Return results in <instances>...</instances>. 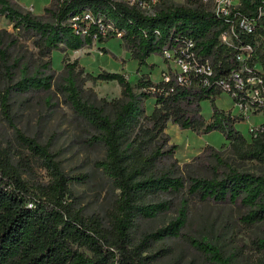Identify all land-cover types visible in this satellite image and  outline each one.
<instances>
[{
	"label": "trees",
	"instance_id": "obj_1",
	"mask_svg": "<svg viewBox=\"0 0 264 264\" xmlns=\"http://www.w3.org/2000/svg\"><path fill=\"white\" fill-rule=\"evenodd\" d=\"M169 1L159 0L163 8L149 17L113 0H49L43 8L48 21L43 22L14 9L8 0H0V17L23 39L30 40L37 63L34 74L16 78L12 49L17 39L0 31V114L12 129V140L0 141V264H153L171 252L169 247L153 249L154 243L165 239L187 241L207 264H227L212 245L183 232L178 204L237 205L243 210L239 216L243 225L264 221V175L238 169L231 161H254L264 166V123L246 140L234 126L242 118L214 105L222 91L211 81L239 67L235 51L218 41L226 25L199 4L166 5ZM258 3L240 0L239 13L256 18ZM84 12L95 20L100 18L102 24L107 20L113 23L138 67L150 54H159L185 37L192 39L196 57L206 59L212 68L210 84L203 85L198 76H191L186 85L172 79L152 82L141 74L131 85L123 73L91 74L76 61L63 64L67 83H53L52 51H75L90 47L92 41L113 38L102 37L95 24L88 25L85 35H75L66 21ZM254 39L259 41L256 53L264 86V15L257 18L253 35L238 34L243 43L253 44ZM100 50L106 52L103 47ZM87 80L115 81L119 96L99 98L97 104L87 102L82 97ZM51 87L84 126L85 142L103 150L93 165L116 191L103 213L84 215L70 187L72 181H83L84 175L65 174L49 143H39L13 124V95L26 101ZM149 98L153 107L146 113L143 102ZM201 100L209 102L208 120L200 113ZM167 122L196 134L220 132L230 156L205 145L193 158L205 174H183L174 157L176 145L169 143L165 133ZM37 170L43 171L42 177L38 178ZM170 209L177 212V218L142 230L135 241L132 239L138 221ZM256 245L264 250V240Z\"/></svg>",
	"mask_w": 264,
	"mask_h": 264
},
{
	"label": "rangeland",
	"instance_id": "obj_2",
	"mask_svg": "<svg viewBox=\"0 0 264 264\" xmlns=\"http://www.w3.org/2000/svg\"><path fill=\"white\" fill-rule=\"evenodd\" d=\"M10 5L22 12L47 22L43 14V8L47 7L49 0H8ZM127 7L137 10L145 16H152L163 8L159 3L153 6L146 5L142 0H113ZM193 3L192 0H170L166 5L179 6ZM202 3V2H201ZM197 4V3H196ZM208 12L211 6L207 0L204 5ZM0 31H5L17 42L12 49V58L15 64V77L34 74L37 63L35 61V48L30 40L23 39L17 32L11 29V25L0 17ZM6 42L9 39L5 40ZM103 47L106 52H102ZM261 50L264 51V40L261 39ZM129 53L124 49L122 42L116 39L98 42L92 41L90 47H83L75 51H52L50 54V67L54 76L52 82L67 83L68 74L63 71L64 62L76 61L84 72L96 74L99 71H110L123 73L128 82L133 85L141 75V70L149 72V79L154 81L160 79V70L163 68V60L160 54H150L145 64L138 66L131 59ZM152 63L153 66H147ZM142 70V71H143ZM1 86V83H0ZM82 97L90 103L97 104L99 98L110 100L119 96V87L115 81H84ZM137 92V91H136ZM21 95H13L10 98V114L13 116L15 128L23 134L35 138L39 143H49L50 150L61 169L68 176L84 175L83 181L70 183L75 195L76 206L81 208L84 215L90 213H103L110 206L114 198L113 189L109 180L100 169L93 165L103 155L100 146H91L85 142L87 137L84 126L75 118L71 110L63 103L61 96L53 92L51 87L47 92L32 95L23 101ZM146 113L153 107L152 99L143 102ZM200 113L203 119H207L210 112L208 100L200 101ZM218 109L237 113L232 106L228 95L221 92L214 100ZM106 113H109L105 110ZM245 119V120H244ZM235 123L238 130L246 140H249L248 126H259L264 123V115L254 111L246 118ZM244 120V121H243ZM165 133L169 137V143L175 144L174 157L179 165L180 171L185 174H205V171L193 161L196 154L200 153L205 145L212 146L221 151L225 157L228 153L225 140L220 132L213 130L203 134H196L189 129H180L175 124L167 122ZM12 140V129L0 114V141ZM231 161L238 169L251 171L264 175V166L254 161L238 162ZM184 164H187L185 167ZM183 165V166H182ZM43 171L37 170L38 178L42 177ZM182 209L180 223L183 232L191 238L212 245L216 252L220 253L227 264H264V250L256 245V242L264 240V221L247 227L243 225L239 216L243 210L237 205L213 204L210 202L192 203L187 206L178 204ZM177 212L169 211L155 214L151 219L137 222L132 230L131 237L135 241L142 230H152L164 225L170 219L177 218ZM169 247L170 253L155 261L153 264H207L203 255L193 248L187 241L181 239H165L154 243L153 249Z\"/></svg>",
	"mask_w": 264,
	"mask_h": 264
},
{
	"label": "built area",
	"instance_id": "obj_3",
	"mask_svg": "<svg viewBox=\"0 0 264 264\" xmlns=\"http://www.w3.org/2000/svg\"><path fill=\"white\" fill-rule=\"evenodd\" d=\"M142 1L148 6L159 3V0ZM206 1L192 0L193 3L198 4L199 2L200 4L203 3L202 5ZM208 1L211 6L209 13L226 25V29L219 34L218 41L235 51V60L239 64L238 68L232 69L226 76L218 77L211 83L228 95L232 101V106L237 110V116L244 119L254 111H259L264 115V86L261 78L263 70L260 61L257 60L256 53L259 41L254 39L253 44H251L238 40L239 33L244 35L255 33L256 20L264 15V0H258L256 18L246 17L239 13L240 0ZM66 24L73 30L75 35L80 36L86 34L90 24L98 26L99 34L102 37L110 35L113 39L120 40L122 35L111 21L107 20L105 24H102L100 18L95 20L88 12L69 18ZM159 54L163 60L159 81L167 83L172 79L179 85H186L191 76H198L203 85L208 86L210 84L209 78L212 77V68L206 59L200 61L196 57L195 45L192 39L185 37L177 41L174 46L163 48ZM252 60L255 61L252 62ZM250 62L252 63L250 64ZM257 130L258 128L254 126H248V134L251 136L255 135Z\"/></svg>",
	"mask_w": 264,
	"mask_h": 264
},
{
	"label": "crops",
	"instance_id": "obj_4",
	"mask_svg": "<svg viewBox=\"0 0 264 264\" xmlns=\"http://www.w3.org/2000/svg\"><path fill=\"white\" fill-rule=\"evenodd\" d=\"M153 54H155V53H153ZM128 55H129V54H128ZM145 61H146V59H145ZM146 64H147V66H153L152 63H147V62H146ZM137 68H138V70L141 69L140 67H137ZM142 70H143V69H142ZM142 70H141V74H146V73H147L146 75L149 76V74H150L149 72H144V70H143V71H142ZM121 73H122V72H121ZM124 76H125V75H124ZM150 81H152V82H156V81L152 80L151 78H150ZM150 99H152V98H150ZM146 100H147V99H146ZM152 101H153V99H152ZM210 113H211V112H209V114L207 115V119H206V120L209 119V117H210ZM244 120H245V119H244ZM244 120H243V121H244ZM241 122H242V121H241ZM243 136H244V135H243Z\"/></svg>",
	"mask_w": 264,
	"mask_h": 264
}]
</instances>
